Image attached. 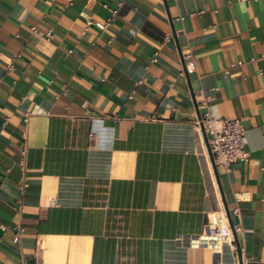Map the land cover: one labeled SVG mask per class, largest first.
Listing matches in <instances>:
<instances>
[{
    "label": "crops",
    "instance_id": "0c3cea01",
    "mask_svg": "<svg viewBox=\"0 0 264 264\" xmlns=\"http://www.w3.org/2000/svg\"><path fill=\"white\" fill-rule=\"evenodd\" d=\"M199 91L245 128L219 182L264 264V0H0V264H240L198 243L225 211Z\"/></svg>",
    "mask_w": 264,
    "mask_h": 264
},
{
    "label": "built area",
    "instance_id": "2783aa9c",
    "mask_svg": "<svg viewBox=\"0 0 264 264\" xmlns=\"http://www.w3.org/2000/svg\"><path fill=\"white\" fill-rule=\"evenodd\" d=\"M118 9H112L110 17L106 22L109 23L112 17L117 14ZM182 17H179L181 20ZM157 51L154 53L151 61H156ZM190 55H187L189 58ZM186 65L194 66L193 61H186ZM197 104L201 110L200 120L196 121L198 129L199 123L203 124L207 135L209 147L214 159L217 170L229 173L233 167L247 158V152L244 149L245 144V128L237 118H222L213 113L211 98L204 95L201 91L197 93ZM27 154V146L24 145L21 149L19 158V166L24 171ZM208 165L211 167L210 161ZM27 184L23 178L22 187ZM231 217L239 215V209L234 208L229 211ZM206 230L198 237V243L212 247L215 251L222 243H232V231L229 225L227 215L223 209L207 213ZM180 241L189 243L187 239L180 238ZM234 249V246L232 245Z\"/></svg>",
    "mask_w": 264,
    "mask_h": 264
},
{
    "label": "water",
    "instance_id": "95a60500",
    "mask_svg": "<svg viewBox=\"0 0 264 264\" xmlns=\"http://www.w3.org/2000/svg\"><path fill=\"white\" fill-rule=\"evenodd\" d=\"M171 28H172V31L174 32V28H173L172 25H171ZM178 51H179V55H180L181 62H182L183 65H184V60H183V57H182V55H181V51H180V50H178ZM195 106L197 107V104H196V103H195ZM196 112H197V119L200 120V118H201L200 111L197 109ZM199 125H200V129H201V132H202V135H203V139H204V143H205V147H206L207 155H208V158H209V161H210V164H211V167H212V170H213V173H214L215 179H216L217 184H218V186H219V191H220V194H221V197H222V200H223L225 213H226L227 218H228V221H229V225H230V228H231V231H232V234H233L234 242H235V244H236V248H237V256H238V259H239L240 264H242V261H241V253H240V248H239L238 241H237V235H236V231H235L234 223H233L232 217H231V215H230L229 209H228L226 203L224 202L223 194H222V190H221V188H220V182H219V174H218V170H217V167H216V165H215V163H214V159H213V156H212V153H211L210 147H209V143H208L207 135H206V133H205V130H204L203 124L200 122Z\"/></svg>",
    "mask_w": 264,
    "mask_h": 264
}]
</instances>
